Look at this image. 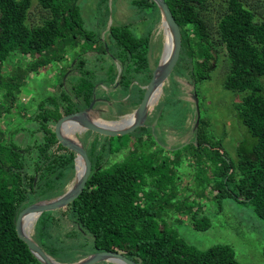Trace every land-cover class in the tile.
<instances>
[{"label":"trees","instance_id":"1","mask_svg":"<svg viewBox=\"0 0 264 264\" xmlns=\"http://www.w3.org/2000/svg\"><path fill=\"white\" fill-rule=\"evenodd\" d=\"M37 1L44 11L38 23L30 21L32 0H0V120L3 115L13 118L17 114L24 121L8 126L9 131L0 122V264H42L19 238L16 217L28 204L64 193L67 179L75 171L76 155L58 143L52 124L64 114L88 107L98 91L93 70L85 67L87 58L75 53V62L69 68L80 72V80L68 88V79L64 81L62 73L57 90L42 98L32 112L20 98L31 75L58 61L66 67L61 70H68L65 56L74 49L72 46L80 45V40L86 49L109 53L122 65L120 73L114 64L109 65L110 87H118L123 96L136 90L137 97L117 102L116 110L110 111L112 115L102 113L106 120H117L129 108L138 106L143 97L145 89L135 82L138 74L147 70L144 79L148 82L153 73L145 69L151 37L137 36L132 23L112 25L110 42H106L100 34L84 29L79 0ZM166 2L182 35L181 54L174 70L183 72L194 83L209 79L217 46L223 47L229 61L224 88L243 94L234 108L249 132L238 143L237 159H233L222 139L210 133L209 118L201 112L195 137L184 144L185 157L202 165L203 172L214 173L212 188L216 198L233 196L249 202L264 220V19L249 0H223L216 17L209 13L213 0ZM132 4L143 18L149 15L153 21L161 20L155 1L132 0ZM15 54L23 60L8 72L3 71L5 62ZM161 110L163 113L159 102L150 121ZM134 131L140 134L135 149L127 150L122 159L113 163L109 155L125 149L128 143L113 147L110 141L89 140L93 152L100 149L104 153L96 156L86 148L93 164L87 184L66 207L54 214L46 211L40 215L39 231L45 237L39 244L66 263L97 251H120L139 264H243L229 244L200 249L180 235L173 225L184 218L197 230L211 225L200 206L195 209L193 205H181L179 200L175 171L184 150L178 146L175 154H168L161 145L160 151L155 148L158 139L151 125ZM19 132L30 133L25 147L16 140ZM172 215L178 218L174 221ZM66 226L70 228L66 235L76 242L69 246L65 242L66 247L61 249L53 245L51 238L58 237L59 228ZM84 235L87 239L82 242ZM58 252H66L69 257Z\"/></svg>","mask_w":264,"mask_h":264},{"label":"rangeland","instance_id":"2","mask_svg":"<svg viewBox=\"0 0 264 264\" xmlns=\"http://www.w3.org/2000/svg\"><path fill=\"white\" fill-rule=\"evenodd\" d=\"M32 1L30 21L38 23L44 11L39 7L37 0ZM249 1L257 7L260 18L264 19V0ZM222 2L223 0H213V9L209 12L211 16L216 17L218 14L217 10ZM78 4L81 10L84 29L89 33L100 34L102 41L110 42V27L112 25L124 23H132V29L137 36L149 35L152 44L149 52V64L145 69L150 70L148 71L149 74L156 68L164 54L166 42L162 18L157 22L153 21L154 19L149 15L143 18L139 9L132 4V0H79ZM79 42L80 45L72 46L74 49H69V52L65 56L67 68H69L72 62H75L73 61L75 60V53H83L85 58H87L85 67L93 70V76L97 83V94L100 96L113 97L120 95L121 97H126L122 95L118 87L114 85L110 87L108 76L109 65L114 64L116 70L120 73L122 69L121 63L114 61L109 53L102 52V50L86 49L81 44L82 40ZM217 49L218 51H215L216 58L212 60L213 69L209 79L194 83L192 80L187 79V76L183 72L174 70L162 86L157 99L150 107V115L152 116L155 114L156 106L159 102L160 106L164 109L163 113L162 110L160 111V115H162L160 123L157 126H152L158 139L155 148H159L160 151L161 145V148L165 150V153L168 151V154L172 152L175 154L178 150L174 148L178 146H180L181 150H184L183 155L180 152V156L183 157L181 165L176 167L175 171V176H177L175 181L180 188L179 200L183 202L181 205H193L195 209L200 206L204 215H207L211 219V225L208 229L197 230L188 218H184L180 223L173 225L180 235L188 243L200 249H206L217 243L229 244L234 248L236 258L241 263L264 264V220L257 215L252 204L249 202L238 201L233 196L216 198L212 188L214 173H210V170L207 173L203 172L202 165L196 163L192 157H185L186 149H184V144L192 141L195 137L196 107L193 94H197L199 98L202 116L209 118L210 133L215 139H222L224 148L233 159H237L236 147L238 143L243 139L245 132L249 133L247 127L237 117L234 108V103L236 100H240L243 94L224 88L225 76L229 71V61L224 48L218 45ZM21 59L22 57L18 54L13 55L10 60L5 62L2 70L8 72ZM61 64V61L54 62L48 67L40 69L39 72L33 73L28 79L27 84L22 87L20 98L29 111L33 112L42 98L53 94L57 90V84L61 79L62 73L63 80L65 81V77L68 79V88L80 80L81 74L77 69L69 68L66 71L61 70L65 67ZM146 73L147 70L139 73V77L135 81L139 82L142 88L149 82H145L144 76ZM135 91H132L133 93L130 92L128 97L137 98ZM113 99V102L117 103L125 101L127 98ZM102 104V108H106L104 109L105 113L112 115L111 112H108L109 110L105 105L106 101ZM135 108L132 110L129 108L128 114L133 112ZM124 120L128 119L124 116ZM0 122L4 125L5 131H9L8 126L15 123H24L22 117H18L17 114L13 118L3 115ZM126 135L107 136L92 131L79 130L72 136L82 141L84 146L96 156L103 154L104 151L98 149L96 152H93L94 149L89 143V140L92 138L102 142L110 141L113 147L120 146L121 142L128 143V147H124L125 149L122 148L118 153L109 155V161L113 163L122 159L127 150L135 149V144L138 142L140 135L139 132L134 131L129 138ZM29 137L30 133L19 132L16 135V140L21 147H25ZM150 138L152 139V137ZM75 180L76 173L74 171L67 179L65 191ZM52 211V214H54L55 210ZM39 217L29 233L33 236L34 240L41 243L40 239H43L45 236L44 232L39 231L41 227L38 221ZM172 217H175L173 218L174 221L178 218L175 215H172ZM69 229L68 226L64 227L63 230L59 228L57 231L58 237L51 238L54 246L63 249V247H66L63 243L66 242L69 246L76 242V239H72L66 235ZM85 239L87 237L84 235L81 239L82 242ZM58 253L59 255H67L66 257H69L66 252Z\"/></svg>","mask_w":264,"mask_h":264},{"label":"water","instance_id":"3","mask_svg":"<svg viewBox=\"0 0 264 264\" xmlns=\"http://www.w3.org/2000/svg\"><path fill=\"white\" fill-rule=\"evenodd\" d=\"M157 4L163 24L166 25L171 34V50L167 57L162 56L160 62L153 70L152 77L148 84L144 87L145 91L143 97L138 106L130 114L120 116L117 120H107L116 122L124 119V116L133 115L132 120L123 127H108L98 122L102 118L103 109L95 108L96 98H94L88 107L75 112L64 114L57 118L52 124L53 132L57 138L59 144L65 148L73 151L76 155L75 158V173L77 169L78 160H82L84 164V173L80 178H77L75 182L67 188V190L61 195L43 199L24 207L16 217V231L21 240H23L29 250L38 258L42 264H96L100 262H113L117 264H139L135 260L131 259L120 251H97L87 255L86 257L72 263L60 262L49 254L33 236L25 230L22 219L28 213H37V218L46 211L57 210L66 207L70 202L79 196L92 172L93 164L88 154V151L82 141L72 135L76 134L79 130L92 131L98 134L107 136H119L133 132L139 127L146 126V121L150 115V107L156 100L157 93L162 89V86L166 80L170 77L174 71L177 62L180 58L182 49V35L181 29L176 21L171 8L166 0H153ZM193 99L196 107V127L199 125L201 118V110L199 106V98L197 94H193ZM160 113L158 114V116ZM123 117V118H122ZM106 120V119H104ZM158 121V117L155 119L154 124ZM77 126L76 131L72 135L66 134V130L62 129L64 125Z\"/></svg>","mask_w":264,"mask_h":264},{"label":"bare ground","instance_id":"4","mask_svg":"<svg viewBox=\"0 0 264 264\" xmlns=\"http://www.w3.org/2000/svg\"><path fill=\"white\" fill-rule=\"evenodd\" d=\"M164 28H165V35H166V42H165V49H164V56L167 57L170 53L171 50V43H172V39H171V34L170 31L168 30V28L166 27V25L164 24ZM160 92V91H159ZM159 92L156 95V99L157 96L159 95ZM126 119L128 120H120V121H116L115 124H112L111 121H107L104 119H99L98 122L102 125L108 126V127H123L125 126L128 122H130V120H132L133 115H127L125 116ZM67 132L68 135L72 134L74 131H76V126L72 127L71 125L67 124L64 128ZM84 173V164L82 162V160H78L77 162V169H76V179L80 178ZM74 181V180H73ZM37 213H28L24 216V218L22 219V224L25 228L26 231H30V229L32 228L33 224L35 223V221L37 220ZM33 233V232H32Z\"/></svg>","mask_w":264,"mask_h":264},{"label":"flooded vegetation","instance_id":"5","mask_svg":"<svg viewBox=\"0 0 264 264\" xmlns=\"http://www.w3.org/2000/svg\"><path fill=\"white\" fill-rule=\"evenodd\" d=\"M130 97V96H129ZM128 96H126V97H120V95H118V96H113V97H111V96H100V95H94V97L93 98H96V103H95V108H101V109H106V108H102V103L104 102V101H106V106H107V108H108V110L109 111H111V110H115L116 109V105H115V101L113 102V100L112 101H110L109 99H106V98H129ZM97 104V105H96ZM85 109V108H84ZM108 111V112H109ZM103 113H105V111L103 112ZM149 122V123H148ZM153 124V125H152ZM146 125H151V126H156L157 124H154V121L152 122V121H150V117H148V119H147V121H146Z\"/></svg>","mask_w":264,"mask_h":264},{"label":"crops","instance_id":"6","mask_svg":"<svg viewBox=\"0 0 264 264\" xmlns=\"http://www.w3.org/2000/svg\"><path fill=\"white\" fill-rule=\"evenodd\" d=\"M121 97V96H120ZM116 110V109H115ZM110 112V111H109ZM160 113V112H159ZM154 116V115H153ZM152 115H149V117L151 118V117H153ZM156 118H157V116H156ZM155 118V119H156ZM159 120H160V115L158 116V121H157V123L156 124H158V122H159Z\"/></svg>","mask_w":264,"mask_h":264},{"label":"clouds","instance_id":"7","mask_svg":"<svg viewBox=\"0 0 264 264\" xmlns=\"http://www.w3.org/2000/svg\"><path fill=\"white\" fill-rule=\"evenodd\" d=\"M126 114H128V113H126ZM130 114V113H129ZM159 114V113H158ZM125 115V114H124ZM123 116V115H122ZM157 117H158V115H157Z\"/></svg>","mask_w":264,"mask_h":264}]
</instances>
